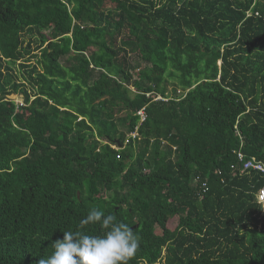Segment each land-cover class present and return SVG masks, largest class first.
Returning <instances> with one entry per match:
<instances>
[{
    "label": "trees",
    "instance_id": "1",
    "mask_svg": "<svg viewBox=\"0 0 264 264\" xmlns=\"http://www.w3.org/2000/svg\"><path fill=\"white\" fill-rule=\"evenodd\" d=\"M239 152L264 163V0H0V264L103 234L93 208L128 264H264Z\"/></svg>",
    "mask_w": 264,
    "mask_h": 264
},
{
    "label": "clouds",
    "instance_id": "2",
    "mask_svg": "<svg viewBox=\"0 0 264 264\" xmlns=\"http://www.w3.org/2000/svg\"><path fill=\"white\" fill-rule=\"evenodd\" d=\"M99 225L103 234L89 235L84 231H64L52 242L53 252L38 264H128L140 247V238L115 214L93 208L79 222L81 228Z\"/></svg>",
    "mask_w": 264,
    "mask_h": 264
},
{
    "label": "built area",
    "instance_id": "3",
    "mask_svg": "<svg viewBox=\"0 0 264 264\" xmlns=\"http://www.w3.org/2000/svg\"><path fill=\"white\" fill-rule=\"evenodd\" d=\"M138 115L141 117V123L146 120V114L144 108L138 112ZM137 132L131 135L132 138L137 137ZM238 159L240 163L243 165V172L247 171H258L264 174V163L256 158H249L247 159L246 156L242 153H238ZM198 179H196L197 181ZM203 188H207V183H203ZM258 202L261 203L264 207V188L260 189L257 194Z\"/></svg>",
    "mask_w": 264,
    "mask_h": 264
},
{
    "label": "rangeland",
    "instance_id": "4",
    "mask_svg": "<svg viewBox=\"0 0 264 264\" xmlns=\"http://www.w3.org/2000/svg\"><path fill=\"white\" fill-rule=\"evenodd\" d=\"M34 61H36L35 59L33 60V62ZM220 64V63H219ZM170 81L172 82V81H174L173 79H170ZM10 98L11 99H14L15 101H17V102H22L23 101V97H22V95H12V96H10ZM177 223V220L176 219H173L172 221H171V224H176Z\"/></svg>",
    "mask_w": 264,
    "mask_h": 264
},
{
    "label": "bare ground",
    "instance_id": "5",
    "mask_svg": "<svg viewBox=\"0 0 264 264\" xmlns=\"http://www.w3.org/2000/svg\"><path fill=\"white\" fill-rule=\"evenodd\" d=\"M204 191H205V189H204Z\"/></svg>",
    "mask_w": 264,
    "mask_h": 264
}]
</instances>
